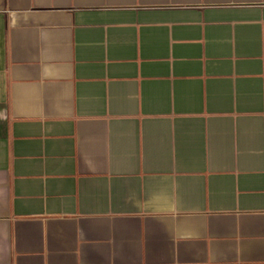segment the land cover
<instances>
[{"label": "crops", "instance_id": "crops-1", "mask_svg": "<svg viewBox=\"0 0 264 264\" xmlns=\"http://www.w3.org/2000/svg\"><path fill=\"white\" fill-rule=\"evenodd\" d=\"M0 264H264V0H0Z\"/></svg>", "mask_w": 264, "mask_h": 264}]
</instances>
